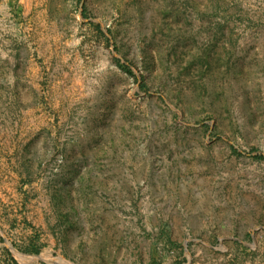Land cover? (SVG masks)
Returning <instances> with one entry per match:
<instances>
[{"label":"rangeland","instance_id":"1","mask_svg":"<svg viewBox=\"0 0 264 264\" xmlns=\"http://www.w3.org/2000/svg\"><path fill=\"white\" fill-rule=\"evenodd\" d=\"M214 249L264 264V0H0V264Z\"/></svg>","mask_w":264,"mask_h":264},{"label":"crops","instance_id":"2","mask_svg":"<svg viewBox=\"0 0 264 264\" xmlns=\"http://www.w3.org/2000/svg\"><path fill=\"white\" fill-rule=\"evenodd\" d=\"M211 224V223H210ZM215 223H212L211 225L213 226ZM227 238V236L222 235L221 237H219L218 239H222L225 240ZM205 248H208L207 245H205ZM202 249L203 251L206 249ZM215 252L210 251V253H212V255L206 256L205 254L201 253L200 259H199V263L198 264H230L231 259H230V253L226 250V249H220L217 250L214 249ZM180 264H192L191 260L188 259L187 257H185V260H183ZM246 264H259L258 261L255 259L253 261L247 262Z\"/></svg>","mask_w":264,"mask_h":264},{"label":"trees","instance_id":"3","mask_svg":"<svg viewBox=\"0 0 264 264\" xmlns=\"http://www.w3.org/2000/svg\"><path fill=\"white\" fill-rule=\"evenodd\" d=\"M26 252H33V253H39V248H34V247H32V249H30V248H27L26 250H25Z\"/></svg>","mask_w":264,"mask_h":264}]
</instances>
